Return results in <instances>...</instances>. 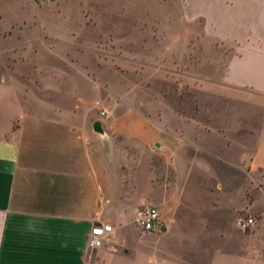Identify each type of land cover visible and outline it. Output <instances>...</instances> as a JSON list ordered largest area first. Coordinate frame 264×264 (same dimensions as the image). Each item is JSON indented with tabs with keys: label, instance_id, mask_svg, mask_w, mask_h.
<instances>
[{
	"label": "crops",
	"instance_id": "obj_1",
	"mask_svg": "<svg viewBox=\"0 0 264 264\" xmlns=\"http://www.w3.org/2000/svg\"><path fill=\"white\" fill-rule=\"evenodd\" d=\"M143 11L151 26L200 27L235 47L219 89L236 102L216 117L207 102L201 117L148 114L81 60L62 15L24 14L15 28L0 17V264H89L96 222L113 226L101 264H264V0H144ZM141 205L160 213L147 234L133 222ZM247 214L257 219L243 231Z\"/></svg>",
	"mask_w": 264,
	"mask_h": 264
},
{
	"label": "rangeland",
	"instance_id": "obj_2",
	"mask_svg": "<svg viewBox=\"0 0 264 264\" xmlns=\"http://www.w3.org/2000/svg\"><path fill=\"white\" fill-rule=\"evenodd\" d=\"M129 2L134 6L132 25L124 22ZM143 3L62 0L33 5L29 0H0V17L15 15V28L21 25L17 16L24 14L62 15L64 28L78 31L81 60L105 68L116 91L125 87L129 101L148 114L167 107L182 115L201 117L205 102L213 105L208 111L214 117L223 114L219 104L236 102L234 93L219 89L226 63L236 48L208 39L200 27L151 26L144 19ZM86 47L94 51L88 53ZM227 226L229 232H236L231 224ZM99 249L88 250L89 264H101Z\"/></svg>",
	"mask_w": 264,
	"mask_h": 264
},
{
	"label": "built area",
	"instance_id": "obj_3",
	"mask_svg": "<svg viewBox=\"0 0 264 264\" xmlns=\"http://www.w3.org/2000/svg\"><path fill=\"white\" fill-rule=\"evenodd\" d=\"M105 112L100 111L99 115H104ZM160 213L157 207L152 205H141L135 209L133 216L134 224L145 233L152 232L159 228ZM256 217L252 214L242 216L237 221V225L243 231H249L256 223ZM113 233V226L107 222H96L89 227L86 237L85 246L87 250L102 248L109 246V238Z\"/></svg>",
	"mask_w": 264,
	"mask_h": 264
},
{
	"label": "water",
	"instance_id": "obj_4",
	"mask_svg": "<svg viewBox=\"0 0 264 264\" xmlns=\"http://www.w3.org/2000/svg\"><path fill=\"white\" fill-rule=\"evenodd\" d=\"M92 129L94 132L102 133L101 124L99 121H94L92 123Z\"/></svg>",
	"mask_w": 264,
	"mask_h": 264
}]
</instances>
